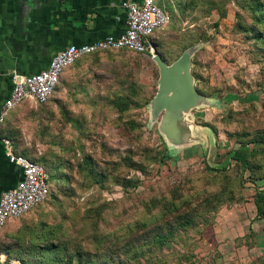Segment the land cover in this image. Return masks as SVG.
Here are the masks:
<instances>
[{
    "label": "rangeland",
    "instance_id": "374dc122",
    "mask_svg": "<svg viewBox=\"0 0 264 264\" xmlns=\"http://www.w3.org/2000/svg\"><path fill=\"white\" fill-rule=\"evenodd\" d=\"M254 1L166 0L171 20L154 49L167 64L191 51L202 97L181 145L152 107L151 54L107 50L70 65L67 92L57 84L8 134L46 168L50 194L0 251L22 264H264L255 203L263 196L264 209V35Z\"/></svg>",
    "mask_w": 264,
    "mask_h": 264
},
{
    "label": "crops",
    "instance_id": "0c3cea01",
    "mask_svg": "<svg viewBox=\"0 0 264 264\" xmlns=\"http://www.w3.org/2000/svg\"><path fill=\"white\" fill-rule=\"evenodd\" d=\"M125 1L0 0V106L10 92L13 74L30 75L39 72L67 45L90 44L108 35H120L125 25V9L122 5ZM156 2L165 8L166 0ZM98 53L102 52L93 54ZM67 70L68 67L58 82L63 83L60 90L65 93L70 87ZM33 103L36 102L32 99L20 102L0 123V195L13 188L22 178V168L10 162L7 157L4 140H9L14 151L19 153L8 134L15 125H19L20 120L30 116ZM187 119L190 122V118ZM193 130L191 126V136ZM186 133L185 128L178 132L181 136ZM23 138L26 141L30 139L26 135ZM24 215L10 219L0 228V248L17 232L20 227L17 221ZM0 253L6 257L4 261L0 260V264H9L12 259L19 261L2 251Z\"/></svg>",
    "mask_w": 264,
    "mask_h": 264
},
{
    "label": "built area",
    "instance_id": "2783aa9c",
    "mask_svg": "<svg viewBox=\"0 0 264 264\" xmlns=\"http://www.w3.org/2000/svg\"><path fill=\"white\" fill-rule=\"evenodd\" d=\"M125 25L118 36L108 35L90 44H70L57 52L48 66L30 75L13 74L12 88L0 106V123L7 113L20 102L32 99L37 104L47 103L52 96L63 71L81 57L107 50L126 49L134 53L154 54L151 37L157 30L164 28L171 15L156 0H126ZM10 162L22 168V178L17 184L0 195V228L10 219L20 217L49 196V184L44 168L36 161L14 151L11 142L4 140ZM6 259L0 253V260ZM9 264H21L10 260Z\"/></svg>",
    "mask_w": 264,
    "mask_h": 264
},
{
    "label": "water",
    "instance_id": "95a60500",
    "mask_svg": "<svg viewBox=\"0 0 264 264\" xmlns=\"http://www.w3.org/2000/svg\"><path fill=\"white\" fill-rule=\"evenodd\" d=\"M190 54L191 51H185L171 64H167L156 50L152 55L159 68L158 90L152 107L158 114L164 110L160 126L174 145L190 140L191 123L187 119L189 111L202 101L192 84ZM182 128L186 129L185 136L178 134Z\"/></svg>",
    "mask_w": 264,
    "mask_h": 264
},
{
    "label": "trees",
    "instance_id": "16d2710c",
    "mask_svg": "<svg viewBox=\"0 0 264 264\" xmlns=\"http://www.w3.org/2000/svg\"><path fill=\"white\" fill-rule=\"evenodd\" d=\"M252 10L254 11V13H255V16L253 15V17H255L254 18V20H255V23H257V24H259L260 26H261V28L259 27V28H257L256 29V33L258 34L257 36L258 37H260L261 38V34L262 35H264V0H256V1H254V5L252 6ZM169 11V10H168ZM169 13H170V11H169ZM263 27V28H262ZM255 29V28H254ZM263 39V38H262ZM151 42L156 46V43H155V41L152 39V37H151ZM104 52V51H103ZM11 88H12V83H11ZM11 90V89H10ZM44 104H46V103H44ZM19 153H21V152H19ZM21 154H23V153H21ZM24 155V154H23ZM24 156H26V157H28V158H30V159H32V160H34L33 158H31V157H29V156H27V155H24ZM34 161H36V160H34ZM37 162V161H36ZM40 164V163H39ZM41 165V164H40ZM43 168H44V170H45V172H46V174H47V181H48V184H49V194H50V181H49V174H48V172H47V170H46V168L43 166V165H41ZM263 196H261V195H258L257 196V199H255V203H256V206H257V210H258V212H260L261 211V213L263 214H261L262 215V217L264 216V209H262V207H261V205H260V198H262ZM263 219H264V217H263ZM5 249V248H4ZM7 249V248H6ZM6 251V250H5ZM8 251V250H7Z\"/></svg>",
    "mask_w": 264,
    "mask_h": 264
}]
</instances>
